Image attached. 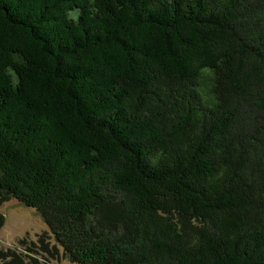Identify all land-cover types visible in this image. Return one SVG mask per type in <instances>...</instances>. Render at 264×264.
Masks as SVG:
<instances>
[{"label":"trees","instance_id":"trees-1","mask_svg":"<svg viewBox=\"0 0 264 264\" xmlns=\"http://www.w3.org/2000/svg\"><path fill=\"white\" fill-rule=\"evenodd\" d=\"M11 198L73 264H264V0H0Z\"/></svg>","mask_w":264,"mask_h":264},{"label":"rangeland","instance_id":"rangeland-1","mask_svg":"<svg viewBox=\"0 0 264 264\" xmlns=\"http://www.w3.org/2000/svg\"><path fill=\"white\" fill-rule=\"evenodd\" d=\"M0 215V264H73L35 209L11 198L0 201Z\"/></svg>","mask_w":264,"mask_h":264}]
</instances>
